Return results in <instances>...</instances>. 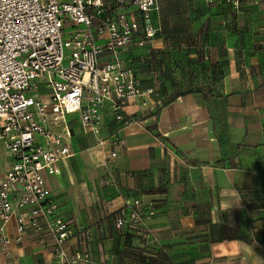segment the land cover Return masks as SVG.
<instances>
[{"label": "crops", "instance_id": "crops-1", "mask_svg": "<svg viewBox=\"0 0 264 264\" xmlns=\"http://www.w3.org/2000/svg\"><path fill=\"white\" fill-rule=\"evenodd\" d=\"M221 4L160 0L151 20L164 32L125 57L162 106L148 114L128 105L137 122L121 132L116 159L70 116L75 156L46 184L58 217L91 231L89 264H264V43L249 44L264 36V0H244L235 15ZM115 126L106 114L101 139ZM10 168L2 155L0 176ZM138 198L157 204L143 225L148 236L114 226L115 213ZM37 239L29 229L0 264L50 261Z\"/></svg>", "mask_w": 264, "mask_h": 264}, {"label": "built area", "instance_id": "built-area-1", "mask_svg": "<svg viewBox=\"0 0 264 264\" xmlns=\"http://www.w3.org/2000/svg\"><path fill=\"white\" fill-rule=\"evenodd\" d=\"M220 1L239 13L244 0L206 3ZM159 2L0 0V157L11 160L0 176V254L10 256L31 229L52 251L44 264L93 262L91 231L58 217L46 178L75 156L70 116L79 114L85 132L98 137L99 146L108 144L116 159L121 132L137 122L128 105L137 102L148 114L162 106L156 89L143 86L125 57L149 47L160 32L151 20ZM106 114L116 124L109 140L101 139ZM157 213L155 201L138 198L115 213L114 226L148 236L143 225ZM12 221L14 236L7 230Z\"/></svg>", "mask_w": 264, "mask_h": 264}, {"label": "trees", "instance_id": "trees-1", "mask_svg": "<svg viewBox=\"0 0 264 264\" xmlns=\"http://www.w3.org/2000/svg\"><path fill=\"white\" fill-rule=\"evenodd\" d=\"M204 1L206 2V0H204ZM220 2L222 3L221 5L227 7V9H228L229 11L231 10V12L233 13V15L236 14V13L233 12L232 8H231L229 5H227L224 1H220ZM206 4H207V3H206ZM207 5H209V4H207ZM158 28H160V32L157 33V36L161 35L162 32H164V27H158ZM138 58H139V59H138L139 64H141V65H146L147 68L152 67L151 60H150L151 58H148V57H145V56H139ZM134 61H135V59H134ZM132 65H133V64H132ZM134 67H135V69H136V72L138 73V75L140 76V78L142 79V81H143V83H144L145 80L141 77V74L139 73L138 68H137L136 66H134Z\"/></svg>", "mask_w": 264, "mask_h": 264}, {"label": "rangeland", "instance_id": "rangeland-1", "mask_svg": "<svg viewBox=\"0 0 264 264\" xmlns=\"http://www.w3.org/2000/svg\"><path fill=\"white\" fill-rule=\"evenodd\" d=\"M249 44L251 45H253V46H255V47H257V45H259L258 43H261V42H263L264 43V36H251L250 38H249ZM252 42V43H251ZM237 59H239V60H242L243 59V52H239L238 54H237Z\"/></svg>", "mask_w": 264, "mask_h": 264}]
</instances>
